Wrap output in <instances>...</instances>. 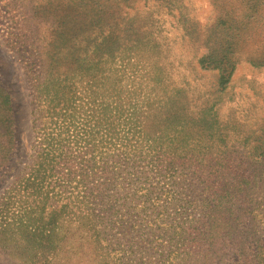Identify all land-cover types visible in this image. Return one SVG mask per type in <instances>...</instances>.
<instances>
[{"label": "rangeland", "instance_id": "obj_1", "mask_svg": "<svg viewBox=\"0 0 264 264\" xmlns=\"http://www.w3.org/2000/svg\"><path fill=\"white\" fill-rule=\"evenodd\" d=\"M65 27L80 33L65 38ZM105 38L107 58L97 61ZM70 47L88 64L53 65L81 96L78 113L88 100L120 96L122 105L139 101L151 139L164 130L152 141L154 165L149 154L135 171L151 187L141 215L155 232L154 264L162 253L170 264H264V0H0V166L9 153L0 207L35 157L32 110L37 91L45 97L50 54ZM139 182L129 186L132 211L133 198H147L133 197ZM90 233L31 251L0 220V264H115Z\"/></svg>", "mask_w": 264, "mask_h": 264}, {"label": "trees", "instance_id": "obj_2", "mask_svg": "<svg viewBox=\"0 0 264 264\" xmlns=\"http://www.w3.org/2000/svg\"><path fill=\"white\" fill-rule=\"evenodd\" d=\"M79 33L78 28L65 27L60 35L68 38ZM106 41L107 38L95 46L97 61L107 58ZM72 49L70 47V51L63 53L60 59L55 58L56 52L51 53L52 65H87L80 62L81 57L76 56ZM95 62L92 60L95 68L93 78L98 79L101 70ZM53 66L50 75L48 72L45 90L41 91L45 97L37 91L38 98L32 110L35 157L15 176L7 191L8 196L3 197L6 201L0 207L1 222L14 234L26 238L27 250L55 251L68 236L82 229L90 235V232L95 234L97 248L116 253L115 264H154L150 251L154 249L152 238L155 232L146 227L142 229L141 215L142 210H149L146 200L150 197L151 187L147 188L148 179H142L141 174L137 175L135 171L148 160L146 155L149 154L148 163L154 165L159 151L152 141L163 140L164 130L151 139L152 136L147 134L149 122L144 125L139 112L143 109L138 108L141 106L139 101L122 105L120 96L117 101L100 97L93 102L88 100L85 102L88 110L82 107L78 113L76 104L81 96L67 90L68 85L61 82L63 79L54 72L59 65ZM228 80L226 74L221 75L222 85ZM64 81H68L66 76ZM8 101L6 96L4 104ZM146 107L152 105L147 102ZM8 122L9 119L6 120ZM143 143L147 145L146 150L140 145ZM8 154L2 153L0 176L2 168L7 166ZM137 182L133 197L146 190L144 196L147 198H133L132 211L127 197L130 184ZM129 224L133 229L132 236L127 234ZM158 261L170 264L164 253Z\"/></svg>", "mask_w": 264, "mask_h": 264}]
</instances>
